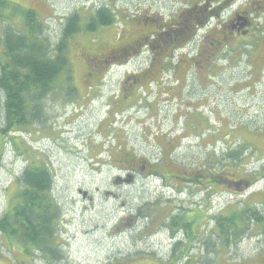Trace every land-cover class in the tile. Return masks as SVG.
<instances>
[{"label": "rangeland", "instance_id": "374dc122", "mask_svg": "<svg viewBox=\"0 0 264 264\" xmlns=\"http://www.w3.org/2000/svg\"><path fill=\"white\" fill-rule=\"evenodd\" d=\"M7 1L9 6L0 8V30L3 20L23 29L24 22L20 13L12 10V7L18 6L32 9L38 21L43 23L45 35L57 39L62 34L63 19L67 14L78 8L82 18L89 20L93 4L99 5L105 0ZM259 3L264 6V1ZM107 4L116 11L122 10L127 14L149 8L165 15H174L183 8L185 0H107ZM255 7L253 37L259 36L257 40L262 45L257 50L249 45L247 52H244L243 44L228 46L220 63L223 68L221 73L202 83H191L190 98L195 102L203 100V106L199 110L202 118L208 117L213 124H220L221 131L214 134L217 138H207L212 142H202L201 148L195 147L193 142L189 144L192 146L189 154L193 163L207 165L208 173L211 171V161H218L216 168L226 172L223 179L230 178V173L239 177L257 174L260 176L257 188H262L264 175L260 173L264 170V11L258 9L257 5ZM229 14L230 11L223 14V25L226 24ZM88 20L82 25L86 26ZM116 29L117 26L110 29V33H116ZM110 36L107 35V40H110ZM90 37L93 39L95 35L92 33ZM1 40L2 31L0 57ZM248 41L252 40L249 38ZM77 43L72 40L69 42L68 53L70 52L72 74L79 83L83 66L77 56ZM252 59L255 61L256 79L242 89V84L249 80V73L253 71ZM63 78L67 79V76ZM121 78L119 73L110 80L113 90L119 86ZM72 80L63 81L64 87L71 88L68 85ZM109 88L108 85L107 91ZM187 93H190L189 90ZM2 94L0 91V96ZM154 97H149L150 104ZM44 100L46 101L42 103L45 118L42 121L28 123L25 127L0 134V218L21 201L20 193L26 188L22 175L31 163L28 159H34L39 164L44 163L52 173V184L55 187L47 197L57 213L53 226L54 245L58 243L56 255L59 259L53 261L52 257H45L39 249L34 250L35 247L28 248L29 252H26L24 245L12 243V238H8L0 229V264H162L161 259L166 263L170 237L165 230L169 226L164 224L168 220L170 225L172 215H181L185 211L188 213L190 208L200 210L206 205L209 207L208 212L214 213L227 204L225 198L222 201L217 198L210 200L205 195H194L190 199L186 198L183 203L176 202L170 212V209H165L156 202L152 181L144 185L149 188H143L140 183L131 186L114 183L119 164H124L122 155L126 152L131 151L147 158L152 155L156 127L151 108L145 107L137 112L138 118L131 111L134 115L128 122L119 117L112 128L107 126L105 143L101 140L103 136L96 134L97 124L105 112L101 103L75 111L76 102L67 104L65 100L56 101V97ZM171 113L172 109H169L168 114ZM163 114L164 111L160 113V118ZM188 117L192 119L191 115ZM6 118V114L0 115V125L3 128L6 126ZM245 125L249 129H245ZM211 130V125L208 124L206 136ZM91 136H95L92 140L97 142L90 148H94L95 155L101 153L98 158L88 152L86 143ZM214 141L217 142L213 143ZM142 204L148 206L144 215L149 216L150 224L146 219L143 221L136 218ZM184 218L186 222H192L188 226L189 233L193 236L195 232L200 233L203 238L204 220L192 218L188 214ZM180 228L178 224L174 227ZM260 231L258 228L249 231L253 239H244L237 244L228 242L227 245L233 248L220 251L221 261L216 258L219 239L212 241L208 238L211 263H260V259L255 258L257 246L261 243L258 239ZM19 241L22 242L20 239ZM187 242L191 244L190 250L193 253L203 252L205 249L200 237L194 240L187 238Z\"/></svg>", "mask_w": 264, "mask_h": 264}, {"label": "flooded vegetation", "instance_id": "af4514ba", "mask_svg": "<svg viewBox=\"0 0 264 264\" xmlns=\"http://www.w3.org/2000/svg\"><path fill=\"white\" fill-rule=\"evenodd\" d=\"M262 1L264 0H185L183 8L176 14L165 15L149 8L127 14L122 10L116 11L105 0L102 4H93L89 20L82 18L78 8L63 19L62 33L70 23L79 19L81 22L88 20V23L97 24L101 16L106 21L107 16H110L113 17V22L108 25L100 23L94 31H89L85 26L83 31L68 40V43L71 40L78 42L77 56L83 66L81 82L77 83L71 74L73 80L68 85L71 88H65V75L60 74L56 89L49 93L48 98L56 97V101L65 100L67 104L76 102L75 111L101 103L105 112L97 124L96 134L103 136L101 140L105 143L107 126L112 128L119 117L128 122L134 114L138 118L136 113L149 107L155 118L156 140L151 157L126 152L122 155L124 164H119L114 183L130 186L140 183L143 188H149L144 185L152 181L156 202L163 208L170 209V212L176 202L183 203L186 198L190 199L194 195H205L210 200L217 198L222 201L225 198L227 204L214 213H209L206 205L200 210L190 208L188 213L185 211L181 215H172L170 225L167 220L164 225L169 226L165 229L170 237L169 253L166 263L160 260L162 264H210L211 246L208 245V238L212 241L219 239L216 258L221 261L220 251L233 248L227 245L228 242L234 244L239 237L240 241L253 239L249 231L255 228L261 229L258 238L261 243L257 246L255 258L260 259L257 264H264V186L257 188L259 178L255 174L239 177L230 173L228 183L219 185L208 178L207 165L193 163L189 154L192 147L189 144L193 142L195 147L201 148L202 142H212L207 138H217L214 134L221 131L220 124H213L208 117L202 118L199 110L203 106V100L195 102L190 98L191 83H202L220 74L223 69L220 63L228 46L243 44L244 52H247L249 45L254 50L262 45L257 40L259 36L253 37L255 5L264 11V6L259 3ZM226 11H230V14L223 25L221 19ZM116 26V33L111 34L110 29ZM92 33L95 35L93 39L90 37ZM107 35H111L110 40H107ZM45 37L51 48L63 39L61 36L53 39L48 34ZM249 38L252 41H248ZM53 50L50 52L52 56L55 53ZM251 64L253 71L249 73V80L242 84V89L256 79L254 59ZM119 73L122 78L119 86L113 90L110 80ZM108 85L110 88L107 91ZM153 95L155 97L150 104L149 97ZM169 109H172L171 114H168ZM208 124L212 130L206 136ZM204 137L206 138L203 139ZM87 139L88 152L94 154V148L90 147L97 140H92L95 136ZM100 156L101 153L95 155L97 158ZM217 166L218 161H211L210 174L217 176L223 171L217 169ZM54 188L52 184L51 191ZM139 207L137 220L146 219L150 224L149 216L144 215L148 206L142 204ZM257 210L261 213V218L253 216ZM187 214L204 220L203 238L197 232L193 236L189 229L183 227L192 223L185 221ZM177 224L181 226L180 229H174ZM196 237H200L203 242V252L193 253L190 250L191 244H188L187 238L194 240Z\"/></svg>", "mask_w": 264, "mask_h": 264}, {"label": "trees", "instance_id": "16d2710c", "mask_svg": "<svg viewBox=\"0 0 264 264\" xmlns=\"http://www.w3.org/2000/svg\"><path fill=\"white\" fill-rule=\"evenodd\" d=\"M4 6H9L8 1L0 0V8ZM12 10L20 13L24 27L20 29L5 20L1 23L0 91L3 96H0V115L6 114L7 117L6 126L3 128L0 125L2 135L45 118L41 102L56 89L60 74L67 76L64 81H71L73 70L68 53V40L85 29L80 19L70 23L63 29L62 42H57L54 48H51L45 37L43 23L38 21L32 9L14 6ZM112 22L113 17L107 16L106 21L101 16L97 24L88 23L86 28L94 31L100 23L108 25ZM52 49L55 52L53 56L50 54ZM244 127L249 129L247 125ZM28 160L31 163L22 175L26 188L20 193L21 201L0 218V229L8 238H12V243L24 245L26 252H29L28 248L35 247L34 250L39 249L45 257L50 256L53 261H57L58 243L54 245L53 226L57 213L47 197L51 192L52 173L44 163L39 164L34 159ZM225 173L224 170L217 176L209 173L208 178L219 185H225L228 183L227 178L223 179ZM260 175H264V170ZM255 176L260 178L257 174ZM253 216L261 218V213L257 210ZM188 226L183 225L186 229H189ZM232 226L235 228V225ZM240 239L241 237L234 243H238Z\"/></svg>", "mask_w": 264, "mask_h": 264}]
</instances>
